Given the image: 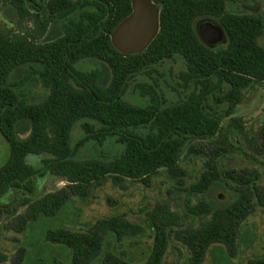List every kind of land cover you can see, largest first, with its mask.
<instances>
[{
    "label": "trees",
    "instance_id": "trees-1",
    "mask_svg": "<svg viewBox=\"0 0 264 264\" xmlns=\"http://www.w3.org/2000/svg\"><path fill=\"white\" fill-rule=\"evenodd\" d=\"M151 1L159 9L158 31L143 51L130 54L113 45L111 34L131 13V0H0L17 16L13 26L0 27V135L8 144L7 159L0 165V196L10 190L32 194L33 179L49 172L67 183L36 199L25 197L16 224L22 232L53 218L43 234L45 253H62L67 264H165L174 241L188 251L184 264H205L208 256L214 262L216 255L226 264L248 243L249 215L257 208L264 211L260 176L245 168L221 171L223 159L241 148L234 144L243 131L241 118L233 116L235 109L246 89L264 82V46L258 43L264 14L228 12L229 0ZM201 17L213 18L222 27L224 45L213 48L200 40L195 22ZM175 56L181 57L183 67L169 85L176 99L167 101L160 87L161 67ZM84 58L106 66L109 79L103 80L97 68L78 66ZM24 65L27 73L12 80L13 71ZM33 75L47 89L40 102L29 101L21 88ZM129 92L145 104L127 101ZM77 122L81 133L72 143ZM19 131L28 134L20 137ZM258 135L264 155V117ZM109 141L121 147L114 157L98 153L78 158L82 148H100ZM202 145L214 154L190 183V191L206 195L218 184L231 189L233 199L217 205L204 196L187 204L186 215L197 219V225L168 202L155 204L146 213L152 243L145 258L136 255L135 247L127 252L110 247L137 244L146 232L142 224L120 215L101 218L88 230L57 222L72 196L84 198L107 176L120 187L127 180L148 183L161 168L183 176L185 149L198 154ZM43 153L49 156L39 167L26 160L28 154ZM8 207L0 203V218ZM6 260L0 251V263ZM12 264L62 262L39 255L28 262L21 246ZM246 264H264V256Z\"/></svg>",
    "mask_w": 264,
    "mask_h": 264
},
{
    "label": "rangeland",
    "instance_id": "rangeland-1",
    "mask_svg": "<svg viewBox=\"0 0 264 264\" xmlns=\"http://www.w3.org/2000/svg\"><path fill=\"white\" fill-rule=\"evenodd\" d=\"M226 10L234 13L264 14V0H229L226 2ZM16 18V12L10 5L0 3V27L13 26ZM208 20L217 23L213 18L201 17L196 19L195 26ZM225 43L226 41L217 43L214 47H220ZM258 43L264 46V32L258 38ZM182 62L181 57L175 56L173 59L167 60L161 67L164 75L160 80V87L167 101L176 99V95L169 85H174V75L182 69ZM78 66L86 70L97 68L101 70L103 80L107 81L109 79L106 66L95 59H81L78 61ZM27 70L28 67L24 65L14 70L10 77L12 80L18 79L25 75ZM21 88L28 100L32 102H40L47 95V89L41 86L36 75L31 76ZM125 99L133 104H145L144 99L140 98L137 93L129 92L125 95ZM233 116L241 118L243 122V131L240 133L239 141L231 140L235 142L234 144L238 148H241H236L223 159L222 162L225 167H222L221 171L223 173L224 168L253 170L260 176L262 184H264V155L260 154L259 144L261 139L258 135L264 117V82L244 91L242 100L237 105ZM18 130H20V127ZM80 133V123L77 122L70 134L72 143L77 140ZM27 134L28 132H18L20 137ZM205 146H200L203 152L198 154L188 153L185 149L180 162L181 168L185 171L183 176L170 175L166 169L161 168L150 176L148 183L139 180H127L124 182L123 187H120L111 176L105 177L93 186L84 198L72 196L71 202L61 212L62 214L57 222L73 230H88L101 218L120 215L131 222L144 225L146 232L144 236L138 238L137 244L131 242L129 245H124L120 242L111 244L110 247L119 252L132 250L135 247L134 252L136 255L139 258H145L152 243L146 213L155 204L168 202L171 209L183 215L187 222H193L197 225V219L194 220L186 215L187 204H195L204 196L217 205H225L233 199L232 190L228 187L223 188L218 184H215L206 195L190 191V183L198 178L207 159L213 157L214 151L206 149ZM120 150L119 145L109 141L100 148H82L78 158H91L98 153H102L110 159L117 155ZM7 156L8 144L0 135V165L5 162ZM47 156L49 155L46 153L28 154L26 160L32 166L39 167L42 164V158ZM33 182L35 189L32 194H24L22 191L15 193L10 190L0 196V203L9 205L0 218V251L7 255V260L0 264H12L15 254L21 246L25 248L28 262L39 255L48 262L55 258L57 261H61L62 264H67L66 256L62 253L53 251H49L47 255L45 253L47 243L43 241V234L48 225H53V218L36 223L22 232H19L16 228L17 217L25 210V206L22 204L25 197L36 199L67 184L62 178L50 172L42 177H35ZM245 228H247L246 240L248 243L242 245L226 264H246L250 258L264 256V211L260 208L255 209L249 215ZM186 255H188L186 247L180 242L174 241L165 255V264H184ZM223 262L224 260L216 255L214 262L208 256L205 264H223ZM94 264L101 263L97 261Z\"/></svg>",
    "mask_w": 264,
    "mask_h": 264
},
{
    "label": "water",
    "instance_id": "water-1",
    "mask_svg": "<svg viewBox=\"0 0 264 264\" xmlns=\"http://www.w3.org/2000/svg\"><path fill=\"white\" fill-rule=\"evenodd\" d=\"M131 7V13L112 32L111 40L119 51L133 54L143 51L157 33L159 9L151 0H131ZM195 30L209 47L226 41L222 27L212 20L196 24Z\"/></svg>",
    "mask_w": 264,
    "mask_h": 264
}]
</instances>
